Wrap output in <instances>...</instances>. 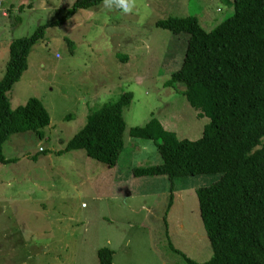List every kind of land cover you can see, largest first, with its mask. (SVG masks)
Returning <instances> with one entry per match:
<instances>
[{
  "label": "rangeland",
  "instance_id": "374dc122",
  "mask_svg": "<svg viewBox=\"0 0 264 264\" xmlns=\"http://www.w3.org/2000/svg\"><path fill=\"white\" fill-rule=\"evenodd\" d=\"M74 1L3 0L8 12L0 16V79L11 41L49 24L8 97L13 109L30 97L41 99L51 121L43 136L13 133L3 145L14 160L0 162V264H99L97 252L105 246L116 253L113 264H186L183 253L209 259L213 251L196 189L215 182L218 173L174 178L168 207L167 181L148 187L145 177L134 176L128 180L132 193L120 192L113 185L116 169L84 149L64 148L89 113L126 91L133 97L124 110V140L134 155L126 159L131 149L122 151L123 172L160 157L152 140L130 136L131 127L153 117L179 138L201 137L209 118L189 104L185 84H168L177 68L162 66L174 38L186 33L176 35L156 21L196 15L209 31L233 15V0H138L131 15L97 5L50 25Z\"/></svg>",
  "mask_w": 264,
  "mask_h": 264
},
{
  "label": "trees",
  "instance_id": "16d2710c",
  "mask_svg": "<svg viewBox=\"0 0 264 264\" xmlns=\"http://www.w3.org/2000/svg\"><path fill=\"white\" fill-rule=\"evenodd\" d=\"M101 0H75L60 18V25L77 10L100 5ZM234 13L212 30L195 15L170 16L156 25L174 34L189 35L181 66L169 85L183 83L189 104L209 118L201 137L179 138L157 117L133 126L130 136L150 139L160 162L132 168L135 177L166 175L173 203L174 178L218 173L219 179L196 189L200 215L213 254L204 261L183 253L186 264H264V0H233ZM41 24L28 36L14 38L10 58L0 79V162L13 133L34 131L43 136L51 121L37 97L11 107L8 92L28 68L31 48L45 36ZM132 92L89 113L85 125L67 141L64 150L84 149L86 154L114 167L125 147L124 110ZM43 150V149H42ZM115 251L102 247L99 264H113Z\"/></svg>",
  "mask_w": 264,
  "mask_h": 264
},
{
  "label": "crops",
  "instance_id": "0c3cea01",
  "mask_svg": "<svg viewBox=\"0 0 264 264\" xmlns=\"http://www.w3.org/2000/svg\"><path fill=\"white\" fill-rule=\"evenodd\" d=\"M74 3V2H73ZM9 8H11V10H14V7H13V5L11 6V7H9ZM92 8V7H91ZM90 9V8H89ZM79 10H77L73 15H75L77 12H78ZM72 15V16H73ZM71 16V17H72ZM196 16V15H195ZM70 17V18H71ZM69 18V19H70ZM200 22V21H199ZM182 34V33H181ZM176 35H179V34H176ZM188 37H189V35L188 34H184L183 35V37H181V36H177V37H175L174 39V42H173V44H174V48L172 49V50H166L165 51V54H164V56H163V62H162V66H166V67H164V69H166V70H168V68L170 67V66H173V67H175V68H179L180 66H181V64H182V62H183V59H184V56H185V51H186V47H187V43H188ZM166 55H167V57H166ZM126 59H128V58H126ZM162 66L160 67V70L162 69ZM29 68V67H28ZM27 68V69H28ZM26 69V70H27ZM25 70V71H26ZM176 70V69H175ZM174 70V71H175ZM24 71V72H25ZM173 71V72H174ZM23 72V73H24ZM23 75V74H22ZM22 77V76H21ZM19 81V80H18ZM162 123V122H161ZM126 147V149H131V150H129L128 152H126V153H124L125 155H126V159L128 158V156H130V157H132L133 158V155H134V151L132 150V148L129 146V145H126L125 146ZM124 147V148H125ZM6 157V156H5ZM6 158H9V157H6ZM160 160H161V158L160 157H156V161H155V163H159L160 162ZM154 163V164H155ZM112 168H114V169H116V171H114V174H116V177H115V181H116V184H113V185H118L117 186V189L120 191V192H126V193H128L129 192V194H131L132 193V188H133V182H131V183H129L128 182V180H130V179H134L133 177V174H132V168L133 167H130L129 169H126V171L125 172H123L122 170H121V166L119 165V162H118V164L116 165V166H114V167H112ZM165 176L166 175H159V176H143V177H145L144 178V180H143V184H145L146 186H153V185H155L157 182H161L162 184H165V182L164 181H167L166 182V184L168 185V183H170V180H169V178L167 177V178H165ZM117 180L120 182V183H122V182H124V185L122 184L121 186H120V183H118L117 182ZM171 184V183H170ZM136 188L138 189V188H141V183H138V185L136 186ZM173 191H175V190H173ZM153 192L154 191H151L150 193H149V191H148V193L147 194H153ZM167 232H169V230H168V226H167ZM116 253H114V255H115Z\"/></svg>",
  "mask_w": 264,
  "mask_h": 264
},
{
  "label": "clouds",
  "instance_id": "9594fccd",
  "mask_svg": "<svg viewBox=\"0 0 264 264\" xmlns=\"http://www.w3.org/2000/svg\"><path fill=\"white\" fill-rule=\"evenodd\" d=\"M100 7L107 12L117 11L124 15H131L138 7V0H101Z\"/></svg>",
  "mask_w": 264,
  "mask_h": 264
},
{
  "label": "built area",
  "instance_id": "2783aa9c",
  "mask_svg": "<svg viewBox=\"0 0 264 264\" xmlns=\"http://www.w3.org/2000/svg\"><path fill=\"white\" fill-rule=\"evenodd\" d=\"M8 10L3 5V0H0V16H7Z\"/></svg>",
  "mask_w": 264,
  "mask_h": 264
}]
</instances>
